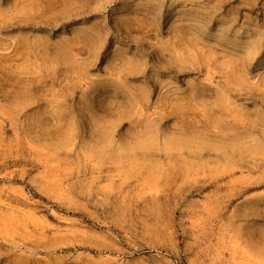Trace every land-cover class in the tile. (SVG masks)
<instances>
[{
	"label": "rangeland",
	"instance_id": "obj_1",
	"mask_svg": "<svg viewBox=\"0 0 264 264\" xmlns=\"http://www.w3.org/2000/svg\"><path fill=\"white\" fill-rule=\"evenodd\" d=\"M0 264H264V0H0Z\"/></svg>",
	"mask_w": 264,
	"mask_h": 264
}]
</instances>
